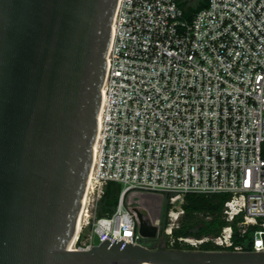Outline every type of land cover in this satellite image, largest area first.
Listing matches in <instances>:
<instances>
[{"label": "built area", "instance_id": "obj_1", "mask_svg": "<svg viewBox=\"0 0 264 264\" xmlns=\"http://www.w3.org/2000/svg\"><path fill=\"white\" fill-rule=\"evenodd\" d=\"M181 1L118 0L71 250L143 244L141 219L157 240L163 213L172 247L247 251L235 237L252 233L264 250V0H209L191 20ZM111 182L118 204L99 216ZM192 194L227 196L218 235L174 238Z\"/></svg>", "mask_w": 264, "mask_h": 264}, {"label": "water", "instance_id": "obj_2", "mask_svg": "<svg viewBox=\"0 0 264 264\" xmlns=\"http://www.w3.org/2000/svg\"><path fill=\"white\" fill-rule=\"evenodd\" d=\"M118 0H0V264H264V250L70 246ZM140 234L158 230L141 219Z\"/></svg>", "mask_w": 264, "mask_h": 264}, {"label": "trees", "instance_id": "obj_3", "mask_svg": "<svg viewBox=\"0 0 264 264\" xmlns=\"http://www.w3.org/2000/svg\"><path fill=\"white\" fill-rule=\"evenodd\" d=\"M181 7L184 11L185 18L191 20L200 10L209 5V0L200 1L199 6L193 4V0H182ZM121 186L118 183H108L105 188V194L98 207V215L104 216L112 214L118 204L121 193ZM227 200L226 195H188L184 203V215L181 218L180 226L174 231V235L178 237H205L216 236L220 233L226 222L223 220L222 211ZM169 207H166L168 210ZM252 233L241 238L236 235L237 244H245V250L251 251ZM172 249L191 250L189 247H182L176 244ZM202 250H215V248L206 245Z\"/></svg>", "mask_w": 264, "mask_h": 264}, {"label": "rangeland", "instance_id": "obj_4", "mask_svg": "<svg viewBox=\"0 0 264 264\" xmlns=\"http://www.w3.org/2000/svg\"><path fill=\"white\" fill-rule=\"evenodd\" d=\"M192 1V0H189ZM200 1L202 2L203 0H193V4L196 6H199ZM147 204L149 205H155L156 201L153 200H146ZM223 212V211H222ZM159 215H156V217H158ZM163 218V219H162ZM162 231L160 232V237L157 240H147L143 242V245H146L149 248H160V247H165V248H169L172 249L173 247L171 246V241H170V237L165 233V228L167 227V220L165 219L164 213L162 216ZM178 229V228H177ZM174 238H177L174 235ZM99 240L96 238L95 239V244H98Z\"/></svg>", "mask_w": 264, "mask_h": 264}, {"label": "bare ground", "instance_id": "obj_5", "mask_svg": "<svg viewBox=\"0 0 264 264\" xmlns=\"http://www.w3.org/2000/svg\"><path fill=\"white\" fill-rule=\"evenodd\" d=\"M76 240V236H75V238H74V240H73V242ZM71 247V246H70Z\"/></svg>", "mask_w": 264, "mask_h": 264}]
</instances>
